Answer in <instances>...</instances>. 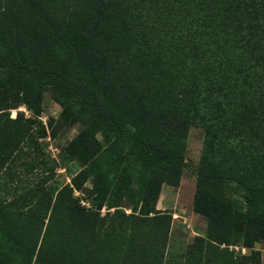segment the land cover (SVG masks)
<instances>
[{"label":"rangeland","instance_id":"rangeland-1","mask_svg":"<svg viewBox=\"0 0 264 264\" xmlns=\"http://www.w3.org/2000/svg\"><path fill=\"white\" fill-rule=\"evenodd\" d=\"M262 2L0 0V49L56 55L64 34L120 124L185 155L123 157L80 106L0 69V264H264V201L198 177L264 184Z\"/></svg>","mask_w":264,"mask_h":264},{"label":"trees","instance_id":"trees-1","mask_svg":"<svg viewBox=\"0 0 264 264\" xmlns=\"http://www.w3.org/2000/svg\"><path fill=\"white\" fill-rule=\"evenodd\" d=\"M264 9V0L261 3ZM60 54L31 51L25 54L23 46L16 42L0 49V69L12 84L24 83L42 92L50 87L80 106L87 116L89 132H100L110 140L113 151L125 157L128 153L146 157L150 164H165L180 168L185 163L184 148L178 141L154 142L123 127L117 120L115 106L106 104L78 59V48L64 34H57ZM15 86V85H14ZM198 177L213 187L229 194L242 195L250 203L264 201V184L246 185L235 177L218 171L210 164H200ZM104 192L96 198L102 205Z\"/></svg>","mask_w":264,"mask_h":264}]
</instances>
